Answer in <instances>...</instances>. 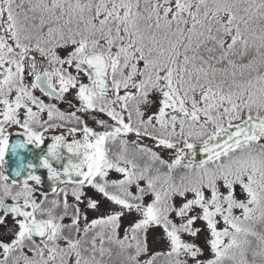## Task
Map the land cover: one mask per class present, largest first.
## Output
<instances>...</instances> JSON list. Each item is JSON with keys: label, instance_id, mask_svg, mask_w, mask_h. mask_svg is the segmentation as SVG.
<instances>
[{"label": "snow or ice", "instance_id": "snow-or-ice-1", "mask_svg": "<svg viewBox=\"0 0 264 264\" xmlns=\"http://www.w3.org/2000/svg\"><path fill=\"white\" fill-rule=\"evenodd\" d=\"M0 264H264V0H0Z\"/></svg>", "mask_w": 264, "mask_h": 264}, {"label": "rangeland", "instance_id": "rangeland-1", "mask_svg": "<svg viewBox=\"0 0 264 264\" xmlns=\"http://www.w3.org/2000/svg\"><path fill=\"white\" fill-rule=\"evenodd\" d=\"M93 215V214H92Z\"/></svg>", "mask_w": 264, "mask_h": 264}, {"label": "trees", "instance_id": "trees-1", "mask_svg": "<svg viewBox=\"0 0 264 264\" xmlns=\"http://www.w3.org/2000/svg\"><path fill=\"white\" fill-rule=\"evenodd\" d=\"M94 215V214H93Z\"/></svg>", "mask_w": 264, "mask_h": 264}]
</instances>
